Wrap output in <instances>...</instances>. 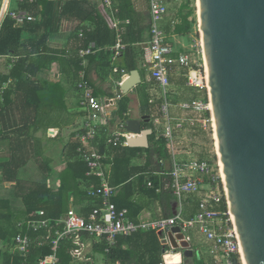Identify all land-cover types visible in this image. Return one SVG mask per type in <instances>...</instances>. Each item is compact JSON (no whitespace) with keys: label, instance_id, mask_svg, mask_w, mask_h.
Segmentation results:
<instances>
[{"label":"built area","instance_id":"obj_1","mask_svg":"<svg viewBox=\"0 0 264 264\" xmlns=\"http://www.w3.org/2000/svg\"><path fill=\"white\" fill-rule=\"evenodd\" d=\"M171 1L150 0L151 36L147 46L151 56L144 66L150 70L151 77L157 85L158 97L163 101L162 116L156 118L155 123L162 124V135L172 153V188L179 202L177 214L158 218L140 217L133 220L127 209H119L113 201L118 189L110 182L113 156L101 152L97 148L99 142L96 141L100 134L101 110L106 114L112 107H117V104L109 99L102 105L87 80L86 57L103 49L95 41H90L79 51L83 68L79 71L77 85L81 91V108L85 118L76 137L81 143L77 151L89 168L87 175L99 179L97 186L93 184L86 186L87 195L95 205L87 216L71 206L57 219L44 217V211L40 210L39 216H27L20 220L19 231L13 238L11 250L25 257L26 261L29 259L28 262L31 261V254L36 248L46 250L37 257L35 263L30 264H63L60 255L63 247L71 259L70 264H97L96 255L101 256L102 264H110L107 262L106 253L117 245L120 236L138 231L167 232L174 226L181 228L187 240H191L192 232L203 234L211 243L209 253L213 258V264H235V261L236 264H245L220 168L218 170L219 165L203 158L189 157L187 160L176 158L175 147L180 139L179 134L186 127L206 128L212 125L214 129V122L199 27L198 0H174L181 3L191 1L195 14L190 20H193V16L196 18L197 33L199 32L190 47L183 51L175 48L164 24L170 14ZM10 2L11 0H2L0 27L8 14L18 25L37 20V17L27 10H12ZM102 2L108 12L111 27L116 33L115 43L107 49L112 54V71L120 75L117 83L121 84L130 75L127 69L117 63L128 47L121 30V9L118 0ZM180 22L177 17L171 19L174 26ZM178 73H183L186 87L193 90L194 95L188 100L176 101L178 94L173 88L172 76ZM176 108L181 111V116L174 115L173 110ZM129 114L130 112L125 113ZM134 137L136 134L126 129V119H122L106 136L105 144L107 147L129 145V140ZM148 185L151 186V182ZM192 199H197L198 209L193 216L186 217L184 205ZM100 246H104V250H101ZM168 252L174 251L170 248L167 249L166 253ZM182 260L179 264H183ZM115 264H121V261L116 260ZM164 264L171 263L164 260Z\"/></svg>","mask_w":264,"mask_h":264},{"label":"crops","instance_id":"obj_2","mask_svg":"<svg viewBox=\"0 0 264 264\" xmlns=\"http://www.w3.org/2000/svg\"><path fill=\"white\" fill-rule=\"evenodd\" d=\"M45 1L56 3L59 21L56 28L49 33L47 43L41 47H47L43 50L44 55L55 59L49 67L43 68L33 77L41 85L38 94L28 88L25 91V94L29 95L28 100L19 99L17 102L15 95L18 91L9 88L12 78L2 86L3 94L6 91L7 100L5 101L4 96L2 100L6 103L7 110L3 114L0 111V210H11L17 226L20 220L27 217L22 213L25 204L21 190H28L41 183L46 184L53 192H57L66 177L67 180L71 177L68 174L62 178V174L68 171L70 163L74 161L68 158L69 143L82 128L85 118L81 108V91L77 85L79 72L76 75L73 72L75 62L80 61V66L83 65L79 51L88 45L84 44V32L96 31L99 40L102 41V45L99 46L103 49L87 56L85 62L87 80L100 103L103 105L112 99L118 105L120 94L118 87L122 84L117 83L120 77L112 71L109 53H102L104 50L110 52L107 49L113 45H108L110 39L114 38L116 41L115 30L111 27L102 0H43V3ZM43 3L40 8L43 7ZM118 3L121 9L123 4L126 15L125 38L132 42L134 56L138 58V67L135 70L139 71L142 79L139 85L127 93H122L121 97L123 94L130 97V115L132 118H139L144 114L138 87L147 85L151 95L159 98L156 82L152 79L150 70L144 66L151 56L147 46L151 36L150 0H118ZM185 4L172 0L170 14L164 23L170 40L178 51L190 47L189 37L192 36L191 32L184 35L175 33L174 29L177 25L171 24L172 18L177 17L181 20V11ZM10 8H18V4L11 0ZM40 18L41 16L37 17L36 21ZM129 25L132 27L126 32ZM109 32L112 34L110 37ZM125 52L119 58L118 65L133 63V55L126 56ZM123 68L128 70L125 66ZM172 81L173 88L178 94L176 101L193 97V90L185 86L183 75L174 74ZM159 100L163 102L162 99ZM116 108L112 107L106 114L101 110L99 125L105 133L103 138L116 128L120 120L109 121L110 112ZM173 111L174 115L181 116V111L177 108ZM153 114L150 121L157 130L162 131V124L155 123L156 118L162 116L161 108H156ZM180 143L179 140L175 147L176 158L187 160L189 157L182 151ZM134 162L138 165L143 164L145 154L136 158ZM167 167H170V164H167ZM111 173L112 166L110 177ZM134 182L138 186L137 177L134 178ZM114 186L118 187V194L119 186ZM136 197L139 204L144 206L139 217L156 218L163 215L165 210L158 200L141 194ZM172 204L171 211L176 215L179 209L178 201H172ZM71 206L78 208L74 204L73 193H70L68 198L67 207ZM184 209L186 217L193 216L198 209L197 199L186 202ZM190 241L195 251L193 256L196 255L202 260L201 264L214 263L209 253L211 243L203 234L192 232ZM162 244L166 245L165 237H162ZM123 248L129 250L130 246L126 243ZM165 255L164 253V260H166ZM182 261L183 264H196L193 260H184V258Z\"/></svg>","mask_w":264,"mask_h":264},{"label":"trees","instance_id":"obj_3","mask_svg":"<svg viewBox=\"0 0 264 264\" xmlns=\"http://www.w3.org/2000/svg\"><path fill=\"white\" fill-rule=\"evenodd\" d=\"M18 4V8L12 10H27L33 16L41 18L38 21H29L23 25H18L8 14L0 27V111L2 114L7 110L6 103L2 100L4 96L7 100L3 88L5 82L12 78L10 89L15 88L17 95L15 100L19 99L27 101L29 95L25 94L28 88L34 90L37 95L41 85L38 80L33 79L43 69L49 67L55 57H47L43 50L47 47L41 48L47 43L49 33L52 32L59 21V13L55 2H48L43 0H13ZM2 0H0L1 6ZM43 3V7L40 8ZM121 9V8H120ZM194 14V8L191 7V1L183 6L181 11V22L175 27L174 32L177 34H188L193 31L194 21L190 17ZM125 11H120L121 30L124 41L128 44L126 49V56L133 55L134 61L132 64L119 65L126 67L129 71L137 69L138 58L134 56V47L132 42L125 38ZM129 25L126 28H131ZM116 34V33H115ZM112 36L109 32V37ZM84 44L87 45L90 41H95L98 45H102L96 31L84 32ZM115 39H110L108 45L114 44ZM131 46H130V44ZM84 45V46H85ZM102 53H109L111 61V51ZM73 72L78 74L80 61L73 64ZM112 66V61H111ZM181 76L183 73H180ZM184 76V75H183ZM120 77V75H119ZM185 78V76H184ZM186 86V78H185ZM140 92V100L143 109V114H150L154 116L153 112L156 108H161L162 102L159 98H155L149 92L147 85L138 87ZM94 92V91H93ZM95 94V93H94ZM131 99L128 95L123 94L120 98L117 108L110 112V122L118 119H129L131 115H125L129 112ZM144 129H152L149 136L150 145L147 148L134 147L129 145H110L105 144L104 132L100 129L98 135L99 145L97 148L108 155L113 156L112 173L110 182L113 185L119 186L118 194L113 198V201L119 209H127L128 215L133 220H138L139 213L144 206L137 201V195L141 194L148 196L150 199L158 200L162 208L165 210L161 217L174 216L172 209V201H178L172 188L173 159L171 151L167 145L165 137L160 130H157L151 121L145 122ZM81 130V129H80ZM79 130V131H80ZM70 141L68 147V158L74 159L69 165V173L71 177L64 181L61 188L57 192H53L46 184H37L36 186L22 191V199L25 204L23 214L26 216L37 217L38 211H44V217L57 219L68 211L69 194H74V204L81 214L87 216L89 211L94 207L95 203L87 195L86 186L94 184L97 186L99 179L95 176H88V166L86 162L80 157L77 149L80 146L79 139L75 137ZM145 154V162L138 165L134 160ZM212 163V162H211ZM170 164V167H167ZM138 179V186L134 182V178ZM70 182V183H69ZM151 182V186H149ZM72 183V184H71ZM23 188V187H22ZM174 203V202H173ZM179 205V202H178ZM184 214L185 209H184ZM158 218V217H156ZM14 213L11 210H0V264H30L36 262L37 257L43 252V248H36L31 254V261L29 259L14 253L11 250L13 238L17 235L19 229L14 220ZM163 235L159 231H138L126 236H120L115 247L111 248L106 253L107 262L115 264L116 260H120L121 264H164L163 248L168 245L162 244ZM129 244L130 249L123 248L124 244ZM147 243V244H146ZM104 250V246L99 247ZM63 264L69 261L68 255L63 247L60 251ZM68 258V259H67ZM193 260L196 264H201L196 255L188 258Z\"/></svg>","mask_w":264,"mask_h":264},{"label":"water","instance_id":"obj_4","mask_svg":"<svg viewBox=\"0 0 264 264\" xmlns=\"http://www.w3.org/2000/svg\"><path fill=\"white\" fill-rule=\"evenodd\" d=\"M198 4L222 181L245 264H264V0ZM141 81L133 70L118 91L127 93ZM151 118L126 120V129L136 134L129 146L149 147L152 129L143 125ZM159 232L184 260L195 254L179 226Z\"/></svg>","mask_w":264,"mask_h":264},{"label":"rangeland","instance_id":"obj_5","mask_svg":"<svg viewBox=\"0 0 264 264\" xmlns=\"http://www.w3.org/2000/svg\"><path fill=\"white\" fill-rule=\"evenodd\" d=\"M193 21H194V27H193V31L191 32L192 36L189 37L190 44L193 43L194 38L198 36L199 33V32L197 33V23H196V18H194V16H193ZM179 136H180L179 140L181 141L179 145L181 146L182 151L186 153L187 157L203 158L209 160L210 162H212V164L215 165L218 164L215 132L212 125H209L206 128H203L201 126H196L195 128L186 127V129H184L179 134ZM68 173L69 171L64 172L62 174V178L66 177ZM96 258H97L96 262L102 264L101 256L96 255ZM70 263H71V259L69 258L67 264Z\"/></svg>","mask_w":264,"mask_h":264},{"label":"bare ground","instance_id":"obj_6","mask_svg":"<svg viewBox=\"0 0 264 264\" xmlns=\"http://www.w3.org/2000/svg\"><path fill=\"white\" fill-rule=\"evenodd\" d=\"M197 4H198V2H197ZM199 5V4H198ZM215 139H216V146H217V144H218V140H217V136H216V134H215ZM217 153H218V149H217ZM219 154V153H218ZM220 165H221V170L220 171H222L221 172V175H222V173H223V169H222V163H221V161H220ZM223 175H224V173H223ZM177 256H179V262L182 260V255H181V253L180 252H168V253H166V255H165V259L167 260V262H169V263H174V258L175 257H177Z\"/></svg>","mask_w":264,"mask_h":264},{"label":"clouds","instance_id":"obj_7","mask_svg":"<svg viewBox=\"0 0 264 264\" xmlns=\"http://www.w3.org/2000/svg\"><path fill=\"white\" fill-rule=\"evenodd\" d=\"M179 259H180L179 256L175 257L174 258V264H179Z\"/></svg>","mask_w":264,"mask_h":264}]
</instances>
